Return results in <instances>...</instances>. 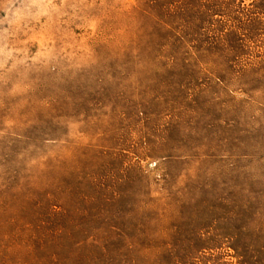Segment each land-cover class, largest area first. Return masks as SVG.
<instances>
[{"label":"rangeland","instance_id":"374dc122","mask_svg":"<svg viewBox=\"0 0 264 264\" xmlns=\"http://www.w3.org/2000/svg\"><path fill=\"white\" fill-rule=\"evenodd\" d=\"M0 264H264V0H0Z\"/></svg>","mask_w":264,"mask_h":264}]
</instances>
